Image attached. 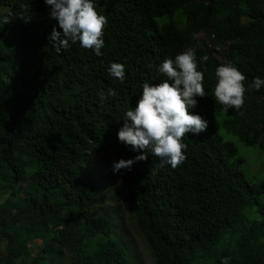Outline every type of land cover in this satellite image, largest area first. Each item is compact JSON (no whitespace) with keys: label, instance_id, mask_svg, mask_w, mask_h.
Wrapping results in <instances>:
<instances>
[{"label":"trees","instance_id":"trees-1","mask_svg":"<svg viewBox=\"0 0 264 264\" xmlns=\"http://www.w3.org/2000/svg\"><path fill=\"white\" fill-rule=\"evenodd\" d=\"M1 195L0 264H264V0H0Z\"/></svg>","mask_w":264,"mask_h":264},{"label":"rangeland","instance_id":"rangeland-1","mask_svg":"<svg viewBox=\"0 0 264 264\" xmlns=\"http://www.w3.org/2000/svg\"><path fill=\"white\" fill-rule=\"evenodd\" d=\"M221 135L223 138L233 141L234 146L237 149L238 155L242 154L247 162L250 164L248 169H249V174L253 176V173H256L258 169L256 167L251 168L254 165V161L256 160V154H258V150L254 147L246 148L243 145H241L235 138L230 137L229 135L225 134L224 132L221 131ZM102 162L104 163L105 166L108 168V172L112 173L114 171V163L108 158L107 156L103 155L101 157ZM251 168V170H250ZM115 183V181L113 180ZM4 200V195L0 196V203ZM264 201V197H263ZM108 208H118L119 209V215H115L113 218V228H114V233L116 236L119 237V239L125 244V247L128 251V255L132 257V262L133 264H153L152 260L150 259L144 244L142 243L141 239L139 236L135 233L134 229L131 226L129 214L127 211V208L124 206H116V205H109ZM111 238L113 237V234H111ZM39 241H32L28 244L29 246V251L31 257H35L40 254L39 250ZM0 252V256H1ZM65 261V260H62Z\"/></svg>","mask_w":264,"mask_h":264}]
</instances>
